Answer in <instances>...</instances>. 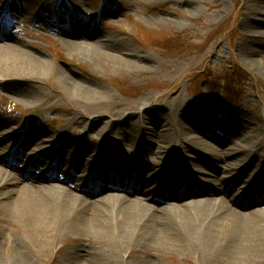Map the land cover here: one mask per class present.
<instances>
[{
    "label": "bare ground",
    "instance_id": "6f19581e",
    "mask_svg": "<svg viewBox=\"0 0 264 264\" xmlns=\"http://www.w3.org/2000/svg\"><path fill=\"white\" fill-rule=\"evenodd\" d=\"M0 2V8L5 7L2 15H11L17 21V16L12 15L23 7L19 0ZM38 12L31 7L24 10V14H30V19ZM61 23L66 38L83 41L66 44V47L85 50L92 64L107 63L126 70L140 64L122 57L120 50L103 37L98 38L94 45L87 44L86 40L93 37L94 31L79 22L74 24L73 18L63 15ZM263 27L262 19L247 30L252 37H258ZM0 41L6 42L0 44L1 81L7 80L8 89L17 100L39 105L43 97L33 93L31 87L42 84L50 69L48 62L33 53L31 45L11 37L1 25ZM124 53L126 57L132 55ZM54 71L52 74L58 79L60 95L63 101L70 103L68 126L79 122L84 126L82 119L115 113L113 108L129 111L135 107V104L122 103L60 69ZM18 78L24 79L27 86L19 84L20 80L16 82ZM146 100L142 98L138 103L141 106ZM178 108L174 101L168 107V113L177 110V117L183 121L168 119L160 127L161 134L140 125L137 132L132 126V134L123 137L124 145L146 157L138 170L132 165L135 161L128 153L120 158L109 152L94 154L100 145L82 147L75 156L78 144L74 146L71 136H67L63 129L49 133L42 129V123H34L32 118L22 121L13 117L0 121V140L13 137L15 143L23 135L21 144L17 146L19 152L26 145H31L30 155L40 153L30 165V158L26 157L22 169H18L13 177L5 176L0 169V208L13 209L17 214V221L28 234L30 245L34 249L39 245L38 256L45 244L51 246L55 242L49 232L54 233L58 229L63 237L84 233L96 235L108 250L106 255L97 254L105 264H115L116 254L112 250L123 251L126 249L123 247L131 249V246L157 253L162 248L185 254L197 253L201 262L213 255L228 263L242 260L264 263L262 144L247 140L238 149L227 147L205 129L196 131L202 137L197 138L198 135L195 137L192 133L193 128L196 130L198 127L194 123H198L199 118L188 114L183 107ZM55 109L56 106L49 103L46 109L39 111L56 112ZM142 119L149 125L154 123L151 118L143 116ZM110 141L106 139V150L110 148ZM65 151L72 166L61 172ZM5 153V147H0V161L6 159L10 168L17 165L15 158L11 157L8 162ZM84 157H88L85 162ZM147 158L163 161L166 166L160 164L157 167ZM54 159L55 165L50 164ZM77 173H80L78 177ZM18 244L17 241V247ZM116 244L118 247L113 248ZM5 253V256L0 253V259L6 257L9 261L19 262L12 244L7 246ZM72 256L71 264H98L94 258L85 262L84 256L78 253ZM144 264L156 263L152 260Z\"/></svg>",
    "mask_w": 264,
    "mask_h": 264
},
{
    "label": "rangeland",
    "instance_id": "374dc122",
    "mask_svg": "<svg viewBox=\"0 0 264 264\" xmlns=\"http://www.w3.org/2000/svg\"><path fill=\"white\" fill-rule=\"evenodd\" d=\"M19 2L23 7L17 13L22 12L24 19H20L17 25L13 24L10 35L31 45L33 48L30 50L47 61L50 69L41 85L28 86L33 93L42 95L39 105L17 100L8 89L7 80L0 79V121L13 117L22 121L32 118L34 123H42V129L49 133L63 129L67 136H71L74 146L78 144L81 148H90V145H100V154L109 152L117 158L124 156V153L130 156L134 153V159L139 160L140 164L146 157H139L136 149L124 145L123 137L132 134V126L136 132L143 125L161 134L160 127L168 119L183 121L177 117V110L168 113V107L175 101L177 108L183 107L188 114L199 118L198 123L193 120L194 125L198 126L196 130L193 128L192 135L195 137L196 131L205 129L226 143L227 147L236 149L243 146L245 141L253 140L262 144L260 151L264 153V27L260 28L262 31L258 37H252L247 30L253 23L264 20V0ZM30 7L39 10L33 19H30V14H24L25 8ZM53 8L58 10L53 11ZM63 15L73 18L74 24L79 22L94 31L93 37L86 40L87 44L94 45L98 38L103 37L120 50L122 57L140 64H134L131 70L107 63L92 64L85 50L66 47V44L83 41L65 37L61 23ZM27 20H33L32 24ZM5 21L0 16V24L8 25ZM0 44L6 42L1 41ZM124 52L132 55L126 57ZM57 69L122 103L135 104L134 109L123 111L120 107L113 108L115 113L90 115L82 119L85 127L80 122L68 126L70 103L63 101L60 95L58 79L52 74ZM17 80H20L19 84L27 86L24 79ZM142 98L147 100L140 106L138 102ZM48 101L56 106L57 111L40 113L39 109H46ZM143 116L153 119L154 123L147 124ZM226 132L228 135L225 137ZM197 138L202 137L198 135ZM106 139H111L107 150ZM13 141L8 139L0 145L5 147ZM30 146L24 149L27 155ZM94 154L98 155L99 152ZM147 160L157 167L165 164L158 162V159ZM70 161L67 156L62 166H69ZM3 162L0 161V169L5 176H15L17 168L9 170ZM23 230L13 209L1 207L0 244L3 246L0 245V253L5 256L7 246L12 244L19 262L4 257L0 259V264H71L73 253L84 256L85 262L94 258L98 264H105L97 254L106 255L108 250L94 234L63 237L58 229L57 232H49L55 242L61 239L51 246L45 244L42 254L38 256L39 245L34 249ZM123 248L126 249H109L116 254L115 264H144L152 260L156 264H264L257 260L222 262L213 255L201 262L200 254H185L170 248H162L158 253L137 246ZM85 256L88 258L85 259Z\"/></svg>",
    "mask_w": 264,
    "mask_h": 264
}]
</instances>
